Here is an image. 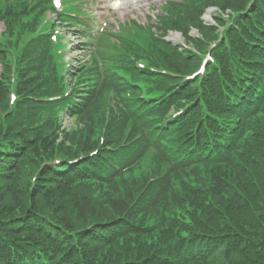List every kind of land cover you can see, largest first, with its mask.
Masks as SVG:
<instances>
[{"label":"trees","instance_id":"trees-1","mask_svg":"<svg viewBox=\"0 0 264 264\" xmlns=\"http://www.w3.org/2000/svg\"><path fill=\"white\" fill-rule=\"evenodd\" d=\"M249 1L186 0L170 6L161 29L186 34L193 26L205 39L186 35L187 43L204 52L215 29L206 30L198 13L216 5L241 16ZM257 2L253 15L239 22L240 32L225 37L238 47L223 51L220 43L212 52L222 50L224 71L207 88L220 85L213 90L220 99L230 88L244 106L229 135L215 136L202 121L193 129L187 115L165 128L164 112L180 106L181 98L190 101L192 86L160 102L147 85V69L121 71L122 63L145 60L188 72L195 57L177 54L149 30L120 37L103 81L87 74L93 96L75 112L83 127L62 142L57 111L66 101L56 102L52 112L36 101L61 95L56 73L42 83L38 59L18 60L17 98L9 106L11 67L0 58V264H264V0ZM45 4L18 0L7 9L13 13L0 11V17L25 22ZM177 56L186 66L174 65ZM157 82L163 94L177 83ZM108 91L115 100L100 145L95 120ZM248 134L254 141L249 148L240 143Z\"/></svg>","mask_w":264,"mask_h":264},{"label":"rangeland","instance_id":"rangeland-1","mask_svg":"<svg viewBox=\"0 0 264 264\" xmlns=\"http://www.w3.org/2000/svg\"><path fill=\"white\" fill-rule=\"evenodd\" d=\"M168 1H181V0H149L144 2L143 0H87L86 6L84 7L87 12V16L94 21L95 29L109 26L111 31H116L120 24L135 21L139 24L151 23L155 24L156 16L160 14L161 7ZM226 9V8H225ZM228 12L234 11L227 8ZM221 12L219 7L207 8L202 15L199 16L200 20L204 22L203 27L208 30L209 27H205V24L217 25L218 17H221ZM186 20V19H185ZM213 28V27H212ZM68 29H71L68 27ZM177 34V35H176ZM189 35L195 37L192 40H199L202 37H198V31L196 29H190ZM177 38L173 39L174 36ZM66 39L68 41H75L72 32L66 31ZM64 41H67V40ZM75 39V40H74ZM168 39L172 42L180 43L183 41L182 35L180 33H171ZM83 54L79 52L78 58L81 60ZM78 59V60H79Z\"/></svg>","mask_w":264,"mask_h":264},{"label":"bare ground","instance_id":"bare-ground-1","mask_svg":"<svg viewBox=\"0 0 264 264\" xmlns=\"http://www.w3.org/2000/svg\"><path fill=\"white\" fill-rule=\"evenodd\" d=\"M173 38H175V39H176V38H177V36L175 35Z\"/></svg>","mask_w":264,"mask_h":264},{"label":"snow or ice","instance_id":"snow-or-ice-1","mask_svg":"<svg viewBox=\"0 0 264 264\" xmlns=\"http://www.w3.org/2000/svg\"><path fill=\"white\" fill-rule=\"evenodd\" d=\"M59 6V5H58Z\"/></svg>","mask_w":264,"mask_h":264}]
</instances>
